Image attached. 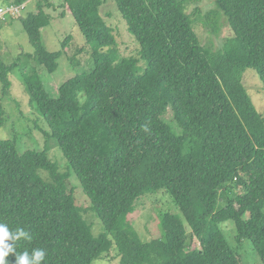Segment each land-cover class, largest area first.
Segmentation results:
<instances>
[{
	"label": "trees",
	"instance_id": "obj_1",
	"mask_svg": "<svg viewBox=\"0 0 264 264\" xmlns=\"http://www.w3.org/2000/svg\"><path fill=\"white\" fill-rule=\"evenodd\" d=\"M60 1V16L73 17L86 44L109 50L94 53L93 66L52 97L37 70L25 74L27 60L53 74L70 37L62 52L45 49L40 31L50 25L47 10L56 5L36 1L34 13L8 15L19 20L33 54L11 65L0 60L2 93L9 91V75L20 62V77L46 135L103 232L93 235L68 190L69 174L58 172L49 148L23 150L0 139V222L32 237L17 241L16 251L42 248L43 264H92L112 250L120 264H243L222 230L230 222L236 246L249 242L264 264V117L243 84L244 73L253 70L264 90V0H214L215 10L199 20L216 31L219 16L225 18L231 37L217 50L200 43L198 19L192 20L198 9L187 13L200 0ZM111 1L139 58L111 48L113 29L100 15ZM160 190L181 217L161 216L162 238L145 242L127 216L137 200ZM6 259L15 264L14 255Z\"/></svg>",
	"mask_w": 264,
	"mask_h": 264
},
{
	"label": "rangeland",
	"instance_id": "obj_2",
	"mask_svg": "<svg viewBox=\"0 0 264 264\" xmlns=\"http://www.w3.org/2000/svg\"><path fill=\"white\" fill-rule=\"evenodd\" d=\"M52 1L55 2L56 9L47 10L52 19L50 25L40 31L42 44L48 52L56 53L62 52V43L65 39L70 37V40L66 46L65 53L58 61L56 72L49 74L43 67H39L34 60H31L30 63L27 60L29 66L27 67L28 73L25 72V74L27 76L32 75L33 68L37 70L39 79L45 86V89L52 97L56 98L60 85L78 73L87 72L93 66L92 55L94 53L106 52L109 49H101L96 44L87 45L73 17L68 14L64 18L60 16L62 13L60 8L61 1ZM5 6L6 3L0 0V8H5ZM194 7L199 11H195L192 20L195 21V17L198 19L194 22V30L199 37L200 43L203 46L212 47L214 50L222 48L223 42L231 37L225 18L219 16L216 31L206 27L199 20L208 12L215 10L214 0H200L195 6L191 5L187 9V13L194 12ZM35 10L36 2H29L25 10L21 12V16L25 17L30 13H34ZM100 15L106 18L107 24L113 29L112 34L115 38V45L111 48L117 49L118 53L126 58H139V47L128 32L126 23L121 18L115 3L111 1L102 9ZM80 49H82L81 53H77ZM22 54H33V48L27 34L17 18L10 19V17L5 16L4 21L0 20V60L5 65H11ZM22 59L23 56L21 57ZM86 60L87 62H85ZM19 64L20 62H18L16 70L9 75L11 85L5 95L2 93L3 88L0 82V110H2L4 119V124L0 128V139L15 141L23 150L38 149L41 151L49 148V157L52 163L58 166V172L66 175L69 174V178L66 181L68 190L73 193L76 204L82 210L81 214L83 218L91 226L93 235L97 237L103 232V226L91 211L90 202L83 194L77 180L73 175H70L67 162L62 157L56 144L46 135V126L42 123V116L36 105L30 102L26 85L22 77H20L21 66ZM243 84L256 111L264 117L263 85L253 70H247L244 73ZM170 117H172L171 114L167 113L165 120L166 118L170 119ZM42 175L47 180V175L45 173ZM134 204V211L127 216V221L145 242L162 238L161 216L171 214L181 217V213L177 209L173 199L162 190L153 195L143 196ZM222 230L230 246L239 249V252L242 254L243 264H262L261 259L253 251L249 242L245 241L236 246V242L233 239L234 228L232 223L229 222L222 225ZM92 264H120V261L116 257V252L112 250L104 253Z\"/></svg>",
	"mask_w": 264,
	"mask_h": 264
},
{
	"label": "clouds",
	"instance_id": "obj_3",
	"mask_svg": "<svg viewBox=\"0 0 264 264\" xmlns=\"http://www.w3.org/2000/svg\"><path fill=\"white\" fill-rule=\"evenodd\" d=\"M31 238L30 233L23 228L17 227L12 230L8 224L0 222V264H9L6 258L10 254L15 256V264H43L46 253L42 248H34L31 253L16 251L15 243L17 241L31 240Z\"/></svg>",
	"mask_w": 264,
	"mask_h": 264
},
{
	"label": "built area",
	"instance_id": "obj_4",
	"mask_svg": "<svg viewBox=\"0 0 264 264\" xmlns=\"http://www.w3.org/2000/svg\"><path fill=\"white\" fill-rule=\"evenodd\" d=\"M32 1H38V0H28V2H25L21 5H10V6H5V8H0V20L4 21L5 16L11 15L15 16L20 13V11L24 10L29 2Z\"/></svg>",
	"mask_w": 264,
	"mask_h": 264
}]
</instances>
